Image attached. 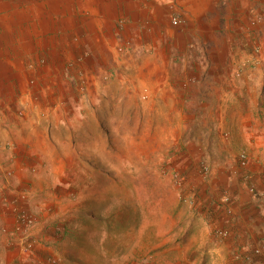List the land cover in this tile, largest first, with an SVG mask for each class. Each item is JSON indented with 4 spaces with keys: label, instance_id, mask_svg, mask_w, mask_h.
Instances as JSON below:
<instances>
[{
    "label": "crops",
    "instance_id": "1",
    "mask_svg": "<svg viewBox=\"0 0 264 264\" xmlns=\"http://www.w3.org/2000/svg\"><path fill=\"white\" fill-rule=\"evenodd\" d=\"M9 1L0 0V95L21 96L28 114L38 105L52 119L17 118L14 106L0 98V262L34 264L46 250L58 249L44 247L49 242L34 226L26 236L43 244L36 242L24 255L22 238L12 231L16 210L35 206L25 194L35 183L27 162L62 155L60 148L47 147L42 133L65 128L55 112L70 96L67 68L81 58L84 72L96 78L134 79L128 64H160L158 108L178 112L170 118L177 128H189L194 155L226 159L238 146L262 153V162L243 176L246 183L230 194L232 216L212 206V226L224 230V237L210 232L202 218L185 215L174 242L159 247L149 264H264V251L252 252L264 243V53L250 68L246 49L254 32L236 30L230 6L223 13L224 0ZM173 13L182 19L178 26L170 23ZM147 49L156 51L148 57Z\"/></svg>",
    "mask_w": 264,
    "mask_h": 264
},
{
    "label": "rangeland",
    "instance_id": "2",
    "mask_svg": "<svg viewBox=\"0 0 264 264\" xmlns=\"http://www.w3.org/2000/svg\"><path fill=\"white\" fill-rule=\"evenodd\" d=\"M229 1L224 0L221 9L227 13L230 6L236 30L254 32L246 49L254 62L249 67H254L264 53V0ZM201 50L206 56L205 47ZM155 51L147 49L143 55L149 57ZM239 53L235 50V56ZM79 60L70 64L72 73L67 68L68 103L55 112L65 128L47 127L42 133L49 149L60 148L61 157H36L26 164L28 178L35 183L27 186L25 194L35 209L16 210V218L24 210L35 221L23 232L14 228L12 233L24 243L32 241V252L36 242L42 241L26 235L38 226L39 236L49 242L42 243L44 247L59 249L46 250V256L34 264H49L53 255L59 256L60 264L65 259L70 264H149L159 247L174 242L171 238L185 215L202 218L214 233L212 206L223 211L221 197L246 183L237 165L244 149L238 146L221 160L194 155L189 128L179 129L171 119L178 112L158 108L160 64L151 59L138 61L130 69L131 64L127 65L134 79L123 74L91 77ZM0 98L14 107L18 103V109L11 108L17 118L52 119L51 111L38 105L28 114V107L19 103L21 96L2 94ZM176 175L183 178L181 184Z\"/></svg>",
    "mask_w": 264,
    "mask_h": 264
},
{
    "label": "built area",
    "instance_id": "3",
    "mask_svg": "<svg viewBox=\"0 0 264 264\" xmlns=\"http://www.w3.org/2000/svg\"><path fill=\"white\" fill-rule=\"evenodd\" d=\"M182 22V19L180 18V15L177 13H173L170 16V23L172 26H178L180 25V23ZM146 95H143V98H145ZM262 155L261 153H249L247 151H241L238 156H237V165L238 167L243 171V174L245 175L246 173L249 172V168L250 166H257L258 164H260L262 162ZM202 170L204 173H206L208 171L207 166L203 165L202 166ZM179 175H176V177H178ZM178 181L179 184H181V182L183 181L182 177H178ZM253 195H256V191L252 190ZM221 206L223 207V212L224 214L229 217L232 216L233 214V210H232V199L230 196L225 195L221 197V201H220ZM34 221L35 219L33 218V216L26 212V211H21L17 214V218H16V224L17 226L15 227L16 231H21L23 232V228H30L34 225ZM25 230V229H24ZM214 233L219 236V237H224L226 235V232L220 228H216L214 230ZM24 245V246H23ZM33 247V242H22V249L25 252H30L32 250ZM264 251V243L260 244L259 246H257L256 248H254L252 250V252L254 254H260L261 252ZM48 263L49 264H60L61 263V259L59 258L58 255H53L52 257H50L48 259ZM0 264H4L1 263Z\"/></svg>",
    "mask_w": 264,
    "mask_h": 264
}]
</instances>
